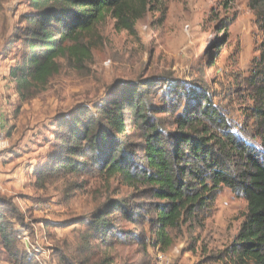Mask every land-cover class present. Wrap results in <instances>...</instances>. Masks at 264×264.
I'll return each instance as SVG.
<instances>
[{
  "label": "rangeland",
  "instance_id": "rangeland-1",
  "mask_svg": "<svg viewBox=\"0 0 264 264\" xmlns=\"http://www.w3.org/2000/svg\"><path fill=\"white\" fill-rule=\"evenodd\" d=\"M29 11L27 0L0 4V136L8 143L0 150V195L22 213L23 224L11 219L19 231L15 248L37 264H61V257L71 264H229L223 252L246 217L247 203L226 186L204 212L203 226L169 229L171 243L163 249L155 245L153 200L138 192L141 188L83 172L38 188L33 172L51 150L56 119L147 80L154 81L155 91L171 84L207 88L233 132L261 149L264 0H151L135 33L116 30L108 18L86 35L91 54L83 65L60 60V73L16 112L20 103L8 73L18 60L13 49L19 43L2 52L19 17ZM261 160L264 164V154ZM120 199L127 200L130 219L113 212L115 206L107 208ZM98 214L110 223L109 233L88 229L87 221Z\"/></svg>",
  "mask_w": 264,
  "mask_h": 264
},
{
  "label": "trees",
  "instance_id": "trees-1",
  "mask_svg": "<svg viewBox=\"0 0 264 264\" xmlns=\"http://www.w3.org/2000/svg\"><path fill=\"white\" fill-rule=\"evenodd\" d=\"M150 2L27 0L30 11L19 17L2 52L14 50L18 58L8 73L20 103L16 112L60 73V60L68 66L83 65L91 54V42L85 37L96 26L110 18L116 30L135 33V24ZM16 43L19 46L12 50ZM153 82L122 86L118 94L56 119L51 150L33 172L35 184L44 188L50 180L83 172L141 188L138 192L153 200L155 245L163 249L171 243L169 229L203 226L204 212L226 186L246 200L247 213L223 256L229 264H264V107L257 110L261 149H255L233 132L207 88L171 84L155 91ZM262 83L264 93V76ZM156 97L162 103H154ZM181 102L184 106L178 111ZM133 136L137 141H132ZM126 203L120 199L107 208L115 206L113 212L130 219ZM22 218L11 200L0 195V262L37 264L15 248L19 231L11 219L23 224ZM86 225L93 233H109L104 215H96ZM61 262L71 264L64 257Z\"/></svg>",
  "mask_w": 264,
  "mask_h": 264
},
{
  "label": "built area",
  "instance_id": "built-area-1",
  "mask_svg": "<svg viewBox=\"0 0 264 264\" xmlns=\"http://www.w3.org/2000/svg\"><path fill=\"white\" fill-rule=\"evenodd\" d=\"M7 146H8L7 141L3 137L0 136V150L7 148ZM0 191H2L1 187H0Z\"/></svg>",
  "mask_w": 264,
  "mask_h": 264
}]
</instances>
